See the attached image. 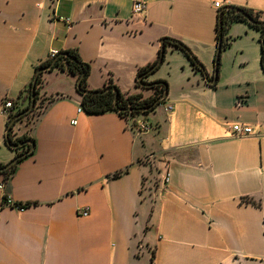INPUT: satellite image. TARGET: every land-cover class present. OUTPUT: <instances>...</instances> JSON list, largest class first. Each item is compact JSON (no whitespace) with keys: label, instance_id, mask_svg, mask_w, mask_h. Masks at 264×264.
<instances>
[{"label":"crops","instance_id":"obj_1","mask_svg":"<svg viewBox=\"0 0 264 264\" xmlns=\"http://www.w3.org/2000/svg\"><path fill=\"white\" fill-rule=\"evenodd\" d=\"M133 1L0 0L1 164L16 153L5 143L8 114L27 104L25 88L51 50H77L90 66L89 89L111 81L143 97L155 87L137 84V69L157 57L163 37L181 40L203 66L165 42L144 80H165L167 94L127 116L87 113L77 75L43 72L36 112L13 126L34 138V151L10 176L0 172V264H264L260 30L233 21L216 80H206L215 73L219 10L264 13V0H219V8L140 0L145 10L134 15ZM236 122L253 132L233 134ZM3 196L38 204H3Z\"/></svg>","mask_w":264,"mask_h":264},{"label":"trees","instance_id":"obj_2","mask_svg":"<svg viewBox=\"0 0 264 264\" xmlns=\"http://www.w3.org/2000/svg\"><path fill=\"white\" fill-rule=\"evenodd\" d=\"M248 17H250V20L248 19ZM237 20H245L251 26L260 30V42H261L260 62H261V67L264 70V13L249 7L230 4L224 6L221 12H219L217 16V24H216L217 50L215 53L216 73L218 72L220 65L221 51L225 46H227L225 35L229 29L230 24L233 21H237ZM254 21H258V23H255ZM162 39L164 40V42H167L183 50L187 54V56H189V58L192 60L193 63L203 68L202 64L198 61L195 55H193L191 50L181 40L171 37H163ZM164 53H165V48L160 47L158 51V55L153 61L148 62L144 66H141L137 69V75H136L137 84L142 85V82H148L145 81L144 78L148 74L153 72V70H155L159 66V64L163 61ZM53 59L55 60L53 62L52 67L45 71H50L53 68H58L61 70L66 69L70 73L77 75V80L80 77L79 82H77V91L82 96L81 105L87 113H91V114L102 113L108 110L117 111L119 114L123 116L136 114V113H147L152 109H154L157 104H159V102L154 104V101L158 96H160L163 93V91L167 87V83L165 80H158L159 82L158 84L148 86V87H155V93L150 97H143L142 94L140 93H132V94L122 93L118 88V86L113 84L111 81H109L101 88L89 89L87 87V76L90 71L89 64L80 58L77 50L75 49H64L57 51L53 56L47 57L45 60L39 62L35 66L33 76L25 88L26 96H27L26 98L28 99L27 104L24 107L17 109L16 111H11L8 114V119L6 123V132H5V143L10 148L15 150L16 152L15 156H18V158L16 162L13 163L11 166H7V164L0 163V172H3L6 177L10 176L15 171L17 163L19 161L32 154L34 151V138L26 135L25 133L21 135H14L13 126L17 121L22 120L24 117H29L30 115L36 112V108L38 106L37 100L39 98L38 96L39 83L41 82L43 72H45V71L38 72V69L40 67H44L49 63H51ZM159 59H161V62L155 68H153V66ZM140 75H143L142 81L138 80V77ZM33 83H34L35 104L30 111L25 112V109L30 104V96L32 92ZM115 97H116V101H115ZM21 112L22 114L14 120L10 130L7 131V127L9 125L10 120L16 114ZM27 140H31L32 143L27 142ZM123 172L124 170L115 171L111 173L109 177H117ZM4 198H6V196H3V201H2L3 204L5 203ZM252 203L255 204L254 201H252ZM34 204H38V202L37 201L13 202V205H16L18 207H27Z\"/></svg>","mask_w":264,"mask_h":264},{"label":"built area","instance_id":"obj_3","mask_svg":"<svg viewBox=\"0 0 264 264\" xmlns=\"http://www.w3.org/2000/svg\"><path fill=\"white\" fill-rule=\"evenodd\" d=\"M213 6L215 8H219V7L222 6V4L220 3L219 0H214L213 1ZM144 10H145V2L140 1V0L133 1L132 6H131V12H132L133 15L134 14H141V13L144 12ZM56 52L57 51H55V50H51V52H50L51 56H53ZM244 101L245 100H244L243 97H239L236 102H237V104H242V103H244ZM12 106H13V104H12V101L10 99H5L4 100V102H3V107L4 108H10ZM165 108L169 112L172 110V106L171 105H166ZM77 110L80 111L81 109L78 108ZM147 127H148L147 123H141L140 124V128L141 129H145ZM231 129H232L233 134H235L237 136H244V135H247V134H250V133L253 132V129H252V127L250 125L239 123V122L233 123L231 125ZM167 180H168V176L166 175L163 178V181L167 182ZM0 188H1V184H0ZM4 202L7 203V204H13V201H11V199L9 197L4 198ZM78 214L79 215H86V214H88V209L87 208H81V209L78 210Z\"/></svg>","mask_w":264,"mask_h":264},{"label":"water","instance_id":"obj_4","mask_svg":"<svg viewBox=\"0 0 264 264\" xmlns=\"http://www.w3.org/2000/svg\"><path fill=\"white\" fill-rule=\"evenodd\" d=\"M221 10H222V9H220L219 12H221ZM248 19L250 20V17H248ZM254 22H255V23H258V21H254ZM160 45H161L162 48H164L165 42H164L163 39L160 41ZM54 60H55V59H53V61H52L51 63H49L48 65H46V66H44V67H40V68L38 69V72H39V71H45V70L50 69V68L52 67V65H53ZM160 62H161V59H159V60L155 63V65L153 66V68H155ZM142 77H143V75H140V76L138 77V80L142 81ZM216 77H217V73H216V71H215V73H214V75H213V78H206V80H207V82H209V83H213V82L216 80ZM79 80H80V77L78 78L77 82H79ZM158 83H159L158 81H153V82H142V85L148 87V86H150V85H155V84H158ZM166 94H167V90L165 89V90L163 91V93L155 99L154 104L160 102V101L165 97ZM34 96H35V94H34V83H33V86H32V92H31V96H30V104H29V106L25 109V112L30 111L31 108L34 106V104H35V98H34ZM115 101H116V97H115ZM21 114H22V112L16 114V115L10 120L9 125H8V127H7V131L10 130L11 125H12V123L14 122V120H15L18 116H20ZM27 142L32 143L31 140H27ZM9 143H10V142H9ZM32 146H33V144H32ZM17 158H18V156L13 157V159H11V160L7 163V166H11L13 163H15L16 160H17Z\"/></svg>","mask_w":264,"mask_h":264}]
</instances>
